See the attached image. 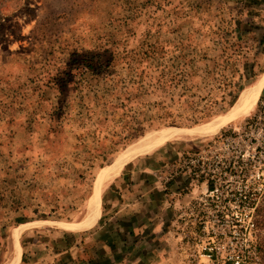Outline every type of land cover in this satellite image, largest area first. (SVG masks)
Returning <instances> with one entry per match:
<instances>
[{
    "label": "rangeland",
    "instance_id": "obj_1",
    "mask_svg": "<svg viewBox=\"0 0 264 264\" xmlns=\"http://www.w3.org/2000/svg\"><path fill=\"white\" fill-rule=\"evenodd\" d=\"M263 36L264 0H0V264H211L209 247L222 251L224 239L189 214L193 194H172L185 177L164 190L155 174L196 151L261 166L264 91L203 134H156L201 131L233 111L264 74ZM148 137L119 171L157 162L159 206L133 218L123 208L122 233L99 220L108 174ZM237 215L243 228L247 212ZM137 221L146 226L126 224Z\"/></svg>",
    "mask_w": 264,
    "mask_h": 264
},
{
    "label": "built area",
    "instance_id": "obj_2",
    "mask_svg": "<svg viewBox=\"0 0 264 264\" xmlns=\"http://www.w3.org/2000/svg\"><path fill=\"white\" fill-rule=\"evenodd\" d=\"M258 116L254 114L248 120L246 129L257 123ZM228 133L239 135L238 131L230 130ZM253 156L223 157L216 153L202 155L196 151L166 164L167 172L163 170L164 166L155 174L164 190L172 181L177 183L179 178L185 177L183 188L178 185L173 191L168 189L176 195H180L182 190H187L186 195L193 194L187 206L189 214H194V220L198 219L197 223L204 229L210 223L211 230L206 234L224 239L222 251L217 246L209 247L210 252L206 256L211 264H264L254 220L257 208L254 202L249 201V195L254 193L256 186L263 187L261 193H264V156L257 169L251 166ZM240 175L242 181L237 186L236 178ZM238 211L247 212V225L243 228L238 223Z\"/></svg>",
    "mask_w": 264,
    "mask_h": 264
},
{
    "label": "crops",
    "instance_id": "obj_3",
    "mask_svg": "<svg viewBox=\"0 0 264 264\" xmlns=\"http://www.w3.org/2000/svg\"><path fill=\"white\" fill-rule=\"evenodd\" d=\"M263 91L264 87L261 89L260 95ZM153 160L155 161L157 158L155 157ZM156 164L157 162L141 158L136 159L135 162L130 163L124 169L122 168L104 189V206L99 220L107 218L108 224L114 228L118 225L120 227L119 230L123 233V208L134 210L131 213L133 215L132 218L135 213L139 212L150 214V216L155 215V208L159 204L155 201L156 193L153 191L155 187L151 184L150 172H155ZM140 219L135 218V221ZM128 220H131V218L129 217L126 221ZM144 223L137 221L136 225L129 222L126 224L128 227L140 229L146 226ZM105 224L107 223L103 222V225ZM61 232L63 237L68 234V231ZM55 233H58V231H55ZM104 234L108 233L105 232ZM120 242L123 243V238H121Z\"/></svg>",
    "mask_w": 264,
    "mask_h": 264
},
{
    "label": "bare ground",
    "instance_id": "obj_4",
    "mask_svg": "<svg viewBox=\"0 0 264 264\" xmlns=\"http://www.w3.org/2000/svg\"><path fill=\"white\" fill-rule=\"evenodd\" d=\"M264 87V74L260 76V78L257 80V82L254 84L253 87L250 89L246 90L241 98L239 99L237 106L235 109L229 113H227L225 116L221 117L217 121H215L210 127L204 128L201 131H193V132H185V131H179V130H172V129H167L163 131L157 132V138L158 140H170L172 138H179L182 136H189V135H194L197 134L199 135L200 133L203 134V132L213 130L221 125H223L224 122H227L230 120L233 116H235L238 112L242 111L245 107L248 106V104L255 99L259 91ZM199 129V128H198ZM155 137V134L152 135L150 138ZM144 138L142 139L132 150L123 153L116 161H114L109 174H116L122 167V165L130 158L134 156L135 153H137L140 149L141 146L145 145L147 141L150 139Z\"/></svg>",
    "mask_w": 264,
    "mask_h": 264
},
{
    "label": "trees",
    "instance_id": "obj_5",
    "mask_svg": "<svg viewBox=\"0 0 264 264\" xmlns=\"http://www.w3.org/2000/svg\"><path fill=\"white\" fill-rule=\"evenodd\" d=\"M263 40H264V36L262 37L261 42ZM83 65L85 68L92 70V64L91 63H87L86 61H83ZM261 217H262L260 220L261 226H262V228H264V209L262 210V216ZM260 253H261L262 260L264 262V243H263L262 248L260 249Z\"/></svg>",
    "mask_w": 264,
    "mask_h": 264
}]
</instances>
